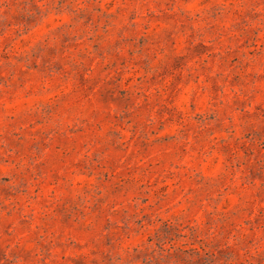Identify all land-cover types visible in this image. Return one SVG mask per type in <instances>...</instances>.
I'll return each mask as SVG.
<instances>
[{
    "label": "clouds",
    "instance_id": "9594fccd",
    "mask_svg": "<svg viewBox=\"0 0 264 264\" xmlns=\"http://www.w3.org/2000/svg\"><path fill=\"white\" fill-rule=\"evenodd\" d=\"M0 264H264V0H0Z\"/></svg>",
    "mask_w": 264,
    "mask_h": 264
}]
</instances>
